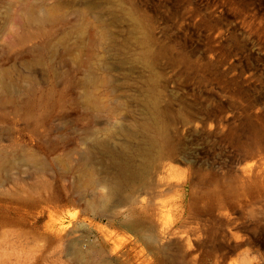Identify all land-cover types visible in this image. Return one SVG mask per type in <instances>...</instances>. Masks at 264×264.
<instances>
[{
  "label": "rangeland",
  "instance_id": "374dc122",
  "mask_svg": "<svg viewBox=\"0 0 264 264\" xmlns=\"http://www.w3.org/2000/svg\"><path fill=\"white\" fill-rule=\"evenodd\" d=\"M0 264H264V0H0Z\"/></svg>",
  "mask_w": 264,
  "mask_h": 264
},
{
  "label": "bare ground",
  "instance_id": "6f19581e",
  "mask_svg": "<svg viewBox=\"0 0 264 264\" xmlns=\"http://www.w3.org/2000/svg\"><path fill=\"white\" fill-rule=\"evenodd\" d=\"M144 147L146 149L155 148L156 153L150 161L151 164L149 162H144L146 166L143 168L142 171H140V169L138 170L133 169V170L127 171L125 164L119 159L118 156H115L113 153H110L108 151L106 152L107 155H111L114 162L118 165V169L115 172H113L112 175L106 176L105 178L102 179L103 186L106 188L101 194V198H102L101 206L103 209L110 210L125 202L135 203L138 200H140V194L136 193L134 184L135 182L140 183V180H141L140 177L142 176V174L147 172L149 168L155 163V160L158 159V157H160L161 154L164 152L163 144L155 136H150L146 142V146ZM121 148L123 151L127 153H129L131 150V146L129 145V143L121 144ZM137 149L139 150V153H140V141L138 143ZM161 178L162 176L158 173L157 179H161ZM126 224L132 230L140 234V231L142 230L141 226H139L140 224L135 223L134 221L127 222ZM162 229H165V227L163 226ZM165 235H166V232H165ZM152 238H154V236ZM134 243L136 242L134 241Z\"/></svg>",
  "mask_w": 264,
  "mask_h": 264
}]
</instances>
